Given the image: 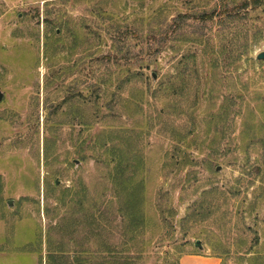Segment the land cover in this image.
<instances>
[{
    "label": "rangeland",
    "instance_id": "obj_1",
    "mask_svg": "<svg viewBox=\"0 0 264 264\" xmlns=\"http://www.w3.org/2000/svg\"><path fill=\"white\" fill-rule=\"evenodd\" d=\"M241 1L0 0V264H264V4L193 17Z\"/></svg>",
    "mask_w": 264,
    "mask_h": 264
},
{
    "label": "trees",
    "instance_id": "obj_2",
    "mask_svg": "<svg viewBox=\"0 0 264 264\" xmlns=\"http://www.w3.org/2000/svg\"><path fill=\"white\" fill-rule=\"evenodd\" d=\"M264 4V0H242L241 2H239L238 4L234 5L231 8H225L219 12H217L216 9L210 11V12H203V13H199L198 15H194L193 17L197 20H201V21H209V20H214L215 15H222L223 17H233L234 19H240L243 20L246 18V15L248 14L250 9H255L260 7L261 5ZM184 16L182 14L178 15V18H183ZM180 27V26H178ZM257 38V37H255ZM245 50L240 51L239 55L236 56V58H238L240 55H243L244 53L248 52V44L245 46ZM227 48L225 46H221V51L224 53L226 52ZM229 57L225 56L223 57V61H226ZM217 62V61H216ZM218 63V62H217ZM216 63V64H217ZM226 67V66H224ZM116 179L119 182H122L124 184V180H122V177H118L116 176ZM130 179V178H129ZM128 189V188H127ZM135 190L131 191V192H127L126 196L128 198L127 203H126V208L129 210L130 212V216L132 217V219H134L135 217H141L138 214H135V209H138V203L141 197V194H136L135 195ZM138 198H137V197ZM137 212H141L139 211V209L137 210ZM141 220V219H139ZM108 254H104L103 260H100L99 262H94V264H130L131 263V258L130 256L127 255H119L118 254H114L111 250H109V252H107ZM56 254L53 251H49L48 252V261H55L56 259ZM101 257V258H102ZM86 264H87V260H86ZM88 264H93L92 263H88Z\"/></svg>",
    "mask_w": 264,
    "mask_h": 264
},
{
    "label": "crops",
    "instance_id": "obj_3",
    "mask_svg": "<svg viewBox=\"0 0 264 264\" xmlns=\"http://www.w3.org/2000/svg\"><path fill=\"white\" fill-rule=\"evenodd\" d=\"M178 264H220V261L213 256L194 254L185 256Z\"/></svg>",
    "mask_w": 264,
    "mask_h": 264
},
{
    "label": "water",
    "instance_id": "obj_4",
    "mask_svg": "<svg viewBox=\"0 0 264 264\" xmlns=\"http://www.w3.org/2000/svg\"><path fill=\"white\" fill-rule=\"evenodd\" d=\"M257 58H258V59H264V52H260V53H258V54H257ZM1 96H2V93L0 92V98H1ZM196 245H197L199 248H202V244H201L199 241L196 242Z\"/></svg>",
    "mask_w": 264,
    "mask_h": 264
}]
</instances>
